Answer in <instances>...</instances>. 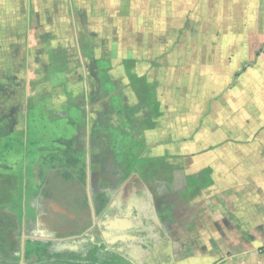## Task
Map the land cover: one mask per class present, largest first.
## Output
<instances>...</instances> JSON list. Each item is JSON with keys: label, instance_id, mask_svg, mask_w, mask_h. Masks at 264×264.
I'll return each mask as SVG.
<instances>
[{"label": "rangeland", "instance_id": "rangeland-1", "mask_svg": "<svg viewBox=\"0 0 264 264\" xmlns=\"http://www.w3.org/2000/svg\"><path fill=\"white\" fill-rule=\"evenodd\" d=\"M195 2L203 17L185 24L181 36L200 32L216 40L205 44L218 46L224 54L247 51L251 56L245 74L264 83V0ZM105 12L103 25L94 19V24L47 27L52 33L42 31V41L33 43L21 72L11 74L1 91L0 243L4 245L13 244L12 231L17 229L19 237L48 242L50 254L71 261L129 264L102 243L99 228L104 218L159 213L162 202L171 200L172 205L179 198L171 185L168 193L164 190L165 184L181 177L175 172L177 159L163 154L160 142L178 134L179 116L193 119L199 113L192 99L200 93L189 95L181 89L189 78L198 81L185 72L193 66L194 44L178 37L164 43V49L182 51L179 56H146L152 55L147 49L159 50L161 43L146 40L145 25L135 18L130 25L129 11H123L128 20ZM78 16L83 17L78 21L92 23L82 12ZM224 37L229 41H222ZM129 74L142 78L143 88L155 101L131 88ZM223 76L224 82L229 81L227 74ZM215 81L202 78L203 83ZM201 95L208 100L206 90ZM210 95L214 106L224 100L214 91ZM224 111L225 105L219 106V112ZM143 120L151 128L142 131L138 125ZM50 142L53 148H45ZM159 192L167 195L153 203ZM21 258L19 264H43L36 258L25 260L24 253Z\"/></svg>", "mask_w": 264, "mask_h": 264}, {"label": "crops", "instance_id": "crops-1", "mask_svg": "<svg viewBox=\"0 0 264 264\" xmlns=\"http://www.w3.org/2000/svg\"><path fill=\"white\" fill-rule=\"evenodd\" d=\"M195 1L0 0V95L10 75L25 66L33 43L42 41V31L94 24V19L96 25H103L106 10L120 20L129 17L130 25L137 19L145 25L146 40L161 43L159 50L147 49L152 55L146 56H179L182 51L164 49L178 37L193 43V66L185 72L198 81L189 78L181 89L189 95L200 93L192 99L199 113L193 119L179 116L178 134L160 142L163 154L177 159L175 172L183 180L173 178L164 190L168 193L171 185L179 198L172 205L171 200L162 202L159 213L108 216L99 237L129 264H264V83L245 74L251 56L247 51L224 54L218 46L205 44L216 40L200 32L181 36L185 24L203 17ZM123 11H129L128 17ZM80 12L92 23L78 21L83 19ZM224 74L229 81L224 82ZM211 77L216 81L202 82ZM201 90L207 91L208 100H202ZM213 91L224 99L215 106ZM223 105L225 111L219 112ZM164 193H157L153 203L161 201L157 198ZM12 234L11 246L0 243V264H19L22 259L26 237H19L17 229Z\"/></svg>", "mask_w": 264, "mask_h": 264}, {"label": "trees", "instance_id": "trees-1", "mask_svg": "<svg viewBox=\"0 0 264 264\" xmlns=\"http://www.w3.org/2000/svg\"><path fill=\"white\" fill-rule=\"evenodd\" d=\"M100 61H102V60H99L98 62L100 63ZM104 62L108 63L106 61H102V63H104ZM124 63L126 65H129V60L124 61ZM129 75H130L129 80L131 82V88L132 89L133 88L136 89L137 93L141 97L151 96L153 98L154 95L150 94L148 91H146L143 88L141 77H137V75L136 76H133L131 74H129ZM153 93H154V91H153ZM115 96L119 97V94H117ZM153 100L155 101V96H154ZM145 104H147V103H145ZM41 125H42V123H41ZM138 127L140 129H142V131L151 128L150 124H148L146 120H143L138 125ZM45 148L52 149L53 148L52 142L47 143L45 145ZM47 245H48V242L45 243V242H42L39 240H30V239L25 240V243H24V259L29 260L31 258H36L38 262H42L43 264H45V263H47V264H84L81 261L82 259H78V261H71L69 258L65 259V255L50 254L46 249Z\"/></svg>", "mask_w": 264, "mask_h": 264}]
</instances>
